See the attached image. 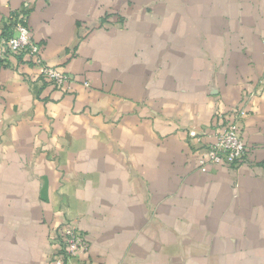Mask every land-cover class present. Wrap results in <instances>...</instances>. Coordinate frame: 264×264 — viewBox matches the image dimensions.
I'll use <instances>...</instances> for the list:
<instances>
[{
	"label": "crops",
	"instance_id": "crops-1",
	"mask_svg": "<svg viewBox=\"0 0 264 264\" xmlns=\"http://www.w3.org/2000/svg\"><path fill=\"white\" fill-rule=\"evenodd\" d=\"M17 11L74 81L0 65V264L67 221L84 264H264V0H0V38ZM238 105L247 160L201 171Z\"/></svg>",
	"mask_w": 264,
	"mask_h": 264
},
{
	"label": "built area",
	"instance_id": "built-area-1",
	"mask_svg": "<svg viewBox=\"0 0 264 264\" xmlns=\"http://www.w3.org/2000/svg\"><path fill=\"white\" fill-rule=\"evenodd\" d=\"M7 24L8 34L0 38V65L12 56H29L40 67L44 79L59 89H69L74 81L73 76L58 66L45 63L41 45L33 40L25 14L14 12ZM247 115L248 111L242 105L221 114L215 140L205 145L198 156L201 171L224 166L237 167L247 160L248 146L241 133V125ZM51 242L54 247L48 264H84L89 244L85 232L74 222H64Z\"/></svg>",
	"mask_w": 264,
	"mask_h": 264
},
{
	"label": "trees",
	"instance_id": "trees-1",
	"mask_svg": "<svg viewBox=\"0 0 264 264\" xmlns=\"http://www.w3.org/2000/svg\"><path fill=\"white\" fill-rule=\"evenodd\" d=\"M8 29H9V28L7 27V29L5 30V34H6V35L8 34V32H7V31H8Z\"/></svg>",
	"mask_w": 264,
	"mask_h": 264
}]
</instances>
